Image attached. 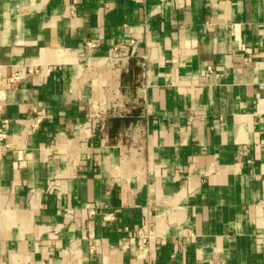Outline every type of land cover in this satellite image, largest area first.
<instances>
[{"label": "crops", "instance_id": "crops-1", "mask_svg": "<svg viewBox=\"0 0 264 264\" xmlns=\"http://www.w3.org/2000/svg\"><path fill=\"white\" fill-rule=\"evenodd\" d=\"M263 21L264 0H0V264H264ZM116 105L131 122L88 130Z\"/></svg>", "mask_w": 264, "mask_h": 264}, {"label": "built area", "instance_id": "built-area-1", "mask_svg": "<svg viewBox=\"0 0 264 264\" xmlns=\"http://www.w3.org/2000/svg\"><path fill=\"white\" fill-rule=\"evenodd\" d=\"M259 36L261 39V56H262V69H263V78L261 81V87L263 90V101H264V21L262 22L261 28L259 30ZM132 45V42H129L128 46L120 47L113 46L107 53L104 58L105 65L113 70H121L126 68L127 63L130 58L129 47ZM95 44L92 42L86 43V48L91 49L94 48ZM46 73L50 72V69L45 70ZM41 71L39 69H28L27 71H14L10 74V76L6 80V89L11 88L17 83L26 81L31 76H41ZM219 73L216 68L206 67L204 68L199 76L198 80L195 83L196 87L200 86H211L213 83L211 81L218 82ZM147 89L146 84H142L137 89V98L140 101H144L145 92ZM123 114L119 112V106H113L111 108L98 107L96 109H92L89 112V124L87 125L88 130L94 129V127H98L100 130L104 128L105 121L109 118H118ZM264 116V114H263ZM41 120L37 118L33 125L31 126L29 132H34ZM7 123V122H5ZM6 134L4 132H0V157L5 153L9 145L5 142ZM87 214L89 217L95 215V211L92 207H88ZM146 221L136 232V258L143 259L147 258L151 252V247L153 241L156 239L155 232L153 230V223L151 222V218L149 214H146ZM107 218H105L106 220Z\"/></svg>", "mask_w": 264, "mask_h": 264}, {"label": "trees", "instance_id": "trees-1", "mask_svg": "<svg viewBox=\"0 0 264 264\" xmlns=\"http://www.w3.org/2000/svg\"><path fill=\"white\" fill-rule=\"evenodd\" d=\"M113 126L118 127L120 125H126L128 122H131V120L128 117L125 118H115L112 120Z\"/></svg>", "mask_w": 264, "mask_h": 264}]
</instances>
